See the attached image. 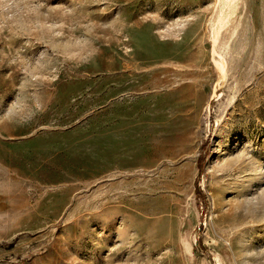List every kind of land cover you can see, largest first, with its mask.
<instances>
[{
  "label": "rangeland",
  "instance_id": "rangeland-1",
  "mask_svg": "<svg viewBox=\"0 0 264 264\" xmlns=\"http://www.w3.org/2000/svg\"><path fill=\"white\" fill-rule=\"evenodd\" d=\"M0 264H264V0H0Z\"/></svg>",
  "mask_w": 264,
  "mask_h": 264
},
{
  "label": "bare ground",
  "instance_id": "bare-ground-1",
  "mask_svg": "<svg viewBox=\"0 0 264 264\" xmlns=\"http://www.w3.org/2000/svg\"><path fill=\"white\" fill-rule=\"evenodd\" d=\"M170 81H165V80H162L161 83H169ZM170 84V83H169Z\"/></svg>",
  "mask_w": 264,
  "mask_h": 264
}]
</instances>
